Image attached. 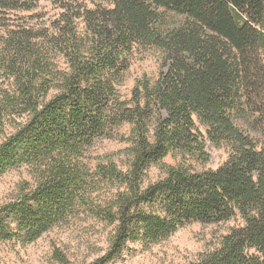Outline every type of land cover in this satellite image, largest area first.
<instances>
[{"label": "trees", "instance_id": "16d2710c", "mask_svg": "<svg viewBox=\"0 0 264 264\" xmlns=\"http://www.w3.org/2000/svg\"><path fill=\"white\" fill-rule=\"evenodd\" d=\"M149 51L159 74L125 99ZM0 133V176L32 175L0 206L1 242L86 214L114 226L91 263L108 264L130 243L238 219L192 264H264V0H0ZM114 137L129 144L125 166L91 167V148ZM210 146L229 150L216 169Z\"/></svg>", "mask_w": 264, "mask_h": 264}, {"label": "rangeland", "instance_id": "374dc122", "mask_svg": "<svg viewBox=\"0 0 264 264\" xmlns=\"http://www.w3.org/2000/svg\"><path fill=\"white\" fill-rule=\"evenodd\" d=\"M42 8L54 14L57 10L50 3L43 2ZM160 55L149 51L134 60L121 92L125 99L131 97L136 81L144 75L156 78L160 71ZM130 126L126 125L121 133L127 135ZM5 134L0 133V144ZM128 143L118 137L99 140L89 153V164L94 167L99 161L111 158L119 166L124 167L127 160ZM211 155L207 168L216 169L222 165L229 155L227 147H209ZM169 164H178L181 159L171 156L165 160ZM160 171L154 169L152 177L158 178ZM32 181V175L27 166L11 169L0 176V206L13 200L21 185ZM240 223L235 219L219 224H203L194 222L188 224L168 239L145 246L142 243H130L119 257L108 264H192L202 253L212 250L217 245L221 235L232 226ZM114 226H110L92 216L81 215L73 217L45 232L31 243L19 241H0V264H63L56 258V253L65 255L70 264H91L103 256L109 249V237Z\"/></svg>", "mask_w": 264, "mask_h": 264}]
</instances>
